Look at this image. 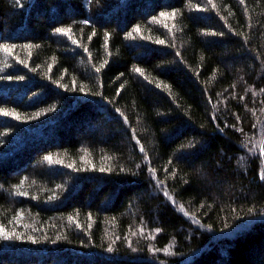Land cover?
Returning <instances> with one entry per match:
<instances>
[{"label":"trees","instance_id":"trees-1","mask_svg":"<svg viewBox=\"0 0 264 264\" xmlns=\"http://www.w3.org/2000/svg\"><path fill=\"white\" fill-rule=\"evenodd\" d=\"M262 149L264 0H0V264H264Z\"/></svg>","mask_w":264,"mask_h":264},{"label":"snow or ice","instance_id":"snow-or-ice-1","mask_svg":"<svg viewBox=\"0 0 264 264\" xmlns=\"http://www.w3.org/2000/svg\"><path fill=\"white\" fill-rule=\"evenodd\" d=\"M209 2L211 3V0H209ZM160 15H161V17H165V18H174L176 13L175 12H173V13L162 12ZM57 31L58 32H65L66 30L65 29H57ZM134 31L139 32V28L134 29ZM158 42L159 43H163V41H158ZM4 50L5 51H9L7 46H5ZM135 71L140 72L141 74H143L142 70L139 69V68L135 69ZM4 114L7 115L8 113L5 112ZM46 159L51 161L52 158L51 157H46ZM0 235H2L4 239H10V238H12V235H15V234L9 235V234L5 233L3 229H0ZM15 238L19 239L20 237L16 236Z\"/></svg>","mask_w":264,"mask_h":264},{"label":"rangeland","instance_id":"rangeland-1","mask_svg":"<svg viewBox=\"0 0 264 264\" xmlns=\"http://www.w3.org/2000/svg\"><path fill=\"white\" fill-rule=\"evenodd\" d=\"M261 154L264 155V149L261 150ZM263 174H264V166H263Z\"/></svg>","mask_w":264,"mask_h":264}]
</instances>
